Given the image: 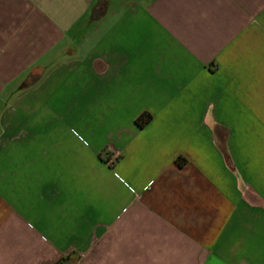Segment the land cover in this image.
I'll return each instance as SVG.
<instances>
[{"label": "crops", "instance_id": "crops-1", "mask_svg": "<svg viewBox=\"0 0 264 264\" xmlns=\"http://www.w3.org/2000/svg\"><path fill=\"white\" fill-rule=\"evenodd\" d=\"M0 264H264V0H0Z\"/></svg>", "mask_w": 264, "mask_h": 264}, {"label": "rangeland", "instance_id": "rangeland-1", "mask_svg": "<svg viewBox=\"0 0 264 264\" xmlns=\"http://www.w3.org/2000/svg\"><path fill=\"white\" fill-rule=\"evenodd\" d=\"M64 95L65 93L64 91H62L60 92V95L57 94V98H53V101H51L48 106V113H46L44 121L42 120V115H40L34 116L32 118V122L39 123L38 125H43L46 129H48L47 126L54 124L60 128L61 134L65 139L68 140L73 139V137L70 135L71 129H73V131H76L78 129L83 130L85 125L92 128L98 127L99 129H101V132L100 136H98L97 138H99V140H103V138L111 132L109 131L111 127L115 126L119 120L121 123H125L129 118L127 116L109 115L91 116L90 113H88L89 111H84L83 109H80L78 105L76 106L73 98H71L70 96L68 98H63ZM55 99L57 100L56 105L53 104ZM108 139L109 137H106V140ZM110 146L111 145H109L108 147Z\"/></svg>", "mask_w": 264, "mask_h": 264}, {"label": "trees", "instance_id": "trees-1", "mask_svg": "<svg viewBox=\"0 0 264 264\" xmlns=\"http://www.w3.org/2000/svg\"><path fill=\"white\" fill-rule=\"evenodd\" d=\"M150 120H151V115L144 113L138 116V118L135 120V124L139 128H143L145 125H147L150 122Z\"/></svg>", "mask_w": 264, "mask_h": 264}]
</instances>
